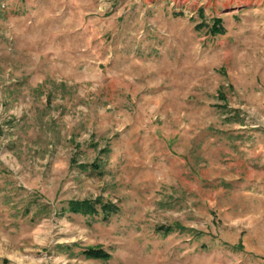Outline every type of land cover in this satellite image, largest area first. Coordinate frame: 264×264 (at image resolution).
Wrapping results in <instances>:
<instances>
[{
    "label": "rangeland",
    "instance_id": "obj_1",
    "mask_svg": "<svg viewBox=\"0 0 264 264\" xmlns=\"http://www.w3.org/2000/svg\"><path fill=\"white\" fill-rule=\"evenodd\" d=\"M0 173V264H264V0H0Z\"/></svg>",
    "mask_w": 264,
    "mask_h": 264
},
{
    "label": "trees",
    "instance_id": "obj_2",
    "mask_svg": "<svg viewBox=\"0 0 264 264\" xmlns=\"http://www.w3.org/2000/svg\"><path fill=\"white\" fill-rule=\"evenodd\" d=\"M199 17L201 23L197 26L198 29H206L207 32L211 36L224 35L226 33L225 28L223 27V19L222 18H213L211 22H207L203 16V11L199 12ZM203 18V19H201ZM101 151H104L101 149ZM78 167L82 171H88L94 169L99 172L101 169V165L98 162L94 164H79ZM1 174V173H0ZM5 191L0 188V194ZM17 195V193H15ZM14 209L19 210V204L16 203L13 206ZM31 212H34V218L40 216L42 213L49 214L48 205L39 203L37 198L30 200L28 205L24 208L21 215H29ZM120 212L119 207L113 203L112 201L105 200L101 197H97L94 199H83L77 200L73 199L66 203V206L62 209V214H72V215H81L87 217L89 219L99 218L100 221H110L114 216H116ZM17 213V212H16ZM187 228H183L179 223H174L170 225H161L157 228V232H161L164 235H168L170 233L186 230ZM189 233H197L194 230H191ZM68 251H72L71 248ZM72 255V254H71ZM81 255L85 257L87 260H99V261H109L112 258V255L104 250V248L100 246L87 247L81 250Z\"/></svg>",
    "mask_w": 264,
    "mask_h": 264
}]
</instances>
